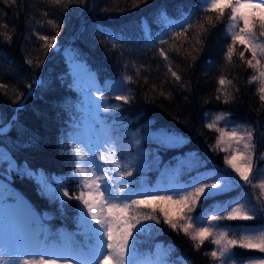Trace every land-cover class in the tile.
I'll use <instances>...</instances> for the list:
<instances>
[{
    "label": "snow or ice",
    "instance_id": "6c2138e0",
    "mask_svg": "<svg viewBox=\"0 0 264 264\" xmlns=\"http://www.w3.org/2000/svg\"><path fill=\"white\" fill-rule=\"evenodd\" d=\"M0 2L8 7L16 5L18 0ZM44 2L53 7L63 6L66 11L75 0ZM145 2L133 0L131 7L138 8ZM211 14H215L217 23L227 15L225 36L231 42L226 46L225 60L232 63L237 44L243 46L239 57L253 69L254 75L249 83L259 82L257 92L264 104V0H194V3L187 5V11L184 7L178 9L176 19H170L165 11H160L156 22L163 25L165 30L153 38L147 21H144L145 43L154 45L158 40L159 45L163 46L183 37L184 40L174 50L179 55L184 42L191 41V52L187 49L184 51L188 58L194 59L192 53L199 54L209 29L215 27ZM44 15L47 16V12ZM47 23L56 30L55 34L39 35L38 38L44 41V47L48 49L58 47L60 25L52 19H48ZM6 27V24H0V28ZM95 27L101 36L113 38V34L100 25ZM189 33L192 35L189 36ZM0 35H4L7 41L12 39L5 33ZM112 47L115 49V43ZM155 51L165 62L171 79L184 88L182 75L174 70V62L168 51L164 47H157ZM245 52L250 53V58H246ZM25 63L32 66L30 59H26ZM73 67V82L69 87L75 88L79 98L74 103L66 104L71 119L66 135L60 140L74 162L71 171L63 176H55L46 174L42 169L33 171L27 165L20 168L3 149H0V164L6 162L9 173L15 171L21 177L34 179L38 195L46 198L50 204H58L62 218L73 210L76 231L71 232L64 227L53 230L49 226V221L53 219L51 213L37 211L21 194L0 182V264H190V261L183 259L178 262L170 260L172 249H164L162 245H156L155 251L151 247L145 250L144 246L150 238L161 232L158 226L162 223L172 231L182 232L189 237L196 250L210 239L215 248L205 255L210 256L216 264H264V255L244 257L233 251L239 248L264 254V223H222L254 221L264 216V201L259 196L253 203L247 193H243L238 199L221 201L204 208L205 201L244 186L253 190L258 188L261 196H264V167L259 166L264 161V152L257 156V128L232 120L231 113L216 114L205 127L218 133L212 147L214 151L227 153L224 156L226 167L199 171L206 162L196 152H189L184 157L174 158L178 161L177 166H166L160 180L151 185L144 175L150 170L149 153L141 147V140L166 148H179L188 140L171 129L152 132L149 122L144 126V135L134 136L129 146L136 148L135 154L130 150L123 152L122 137L127 134V129L122 126L123 117L106 114L119 112L123 105L133 102L130 90L124 87L134 83L133 78L125 74L122 80L108 82L101 88L91 73L83 72L82 65L74 64ZM142 67H136L137 75ZM217 84L219 95L216 99L223 97V103H230L232 94L229 89L233 80L220 75ZM28 87L29 94H32V85ZM0 89L6 90L7 85L0 82ZM160 94L164 95V92ZM109 99L121 103L109 104ZM221 122L223 127L220 126ZM12 126V123L0 126V136ZM260 137L264 139V133H260ZM225 144L227 147L223 146ZM158 161L159 157L153 154V162ZM227 169H231V172ZM192 170H196L197 174L181 182V175ZM70 184L75 187H69ZM72 201L76 203H70ZM162 204L178 206L177 214L172 216L160 208L158 215L157 209ZM197 208L203 211L192 215Z\"/></svg>",
    "mask_w": 264,
    "mask_h": 264
},
{
    "label": "trees",
    "instance_id": "16d2710c",
    "mask_svg": "<svg viewBox=\"0 0 264 264\" xmlns=\"http://www.w3.org/2000/svg\"><path fill=\"white\" fill-rule=\"evenodd\" d=\"M132 2L75 0L66 11L63 6L53 7L44 0H18L16 5L8 7L0 2V24L7 25L6 28H0V33L12 37L11 41H7L4 35H0V82L7 85L6 90L0 89V126H7L8 123L13 125L6 134L0 136V148L12 157L17 167L27 165L33 171L42 169L46 174L63 176L74 166L70 153L60 143L71 119L66 104L74 103L79 98L75 88L69 87L73 75L63 54L65 49L71 52L73 60L87 66L100 86L125 74L133 78L134 83L127 84V89L134 97L133 102L123 105L122 110L115 113L123 117V121H130V128L143 127L151 122L152 130L171 129L188 140L187 144L179 148L149 153L147 159L150 170L146 175L151 185L157 179L159 169L172 166L176 161L174 158L186 156L189 152H196L206 162L199 171L226 167L222 151H214L212 147L218 133L205 127L214 113H231L232 120L254 125L257 128V156L264 152V139L260 137V133H264V104L257 92L258 81L249 83L250 77L254 75L253 69L239 57L243 46L237 44L232 63L225 60L226 46L231 42L225 36L227 15L217 23L215 14H211L215 27L209 29L199 54L192 53L195 58L190 59L184 49L191 52V41L184 42L179 55L174 49L184 40L183 37H178L175 42L169 41L168 45L161 46L158 40L154 45H146L142 24L147 21L151 35L155 38L165 30L163 25L156 22L160 11H165L170 19H176L178 9L184 7L187 11V5L194 3V0H146L138 8L131 7ZM48 19L60 25L58 47L51 49L44 47V41L38 38L39 35L55 34L56 30L47 23ZM96 25L111 32L113 38L101 36ZM157 47H164L168 51L174 62V70L182 75L184 88L177 85L167 73L165 62L155 51ZM245 56L250 58V53L245 52ZM26 59L32 60V66L25 63ZM140 66L143 67L137 75L136 67ZM220 75L233 80L229 89L232 100L228 104L223 103V97L216 99ZM33 81L42 83L33 84ZM30 84L32 94H29ZM161 91L164 95L160 94ZM153 154L159 157L158 163L153 162ZM259 166L264 167V161ZM6 170L7 163L0 164V177L7 175V182L13 190L34 205L37 211H47L53 215L49 221L53 230L64 227L68 231H76L74 221L61 217L58 204L50 209L49 201L38 195L34 179ZM227 170L231 172V169ZM195 171L188 172L183 180L191 178ZM232 175L235 176L234 173ZM69 187L75 185L70 184ZM247 187L232 189L213 200L205 201L204 208L227 197L240 195L243 188ZM253 195L256 202L254 191ZM201 211L203 209L197 208L194 213L199 214ZM160 218L163 220L162 216ZM222 223L258 225L264 223V216L254 221ZM158 227L161 232L150 238L144 246L146 251L149 247L153 250L152 246L159 243L164 249H172L169 253L172 261L183 259L190 261V264H216L210 256L205 255L214 249L210 239L196 250L194 242L182 232H174L163 223ZM233 251L244 257L264 255L239 248Z\"/></svg>",
    "mask_w": 264,
    "mask_h": 264
},
{
    "label": "rangeland",
    "instance_id": "374dc122",
    "mask_svg": "<svg viewBox=\"0 0 264 264\" xmlns=\"http://www.w3.org/2000/svg\"><path fill=\"white\" fill-rule=\"evenodd\" d=\"M227 24H228V22H227ZM226 24V25H227ZM226 27V26H225ZM63 54H64V57H65V60H66V63H67V66H68V69H69V71H70V73L73 75V71H74V64H80V65H82L83 66V72L85 73V74H87V73H91V75L92 76H94V74L91 72V71H89V69L87 68V66H85L84 64H81V63H79V62H77V61H75V60H73L72 59V55H71V52L70 51H68L67 49L66 50H64L63 51ZM123 79V76H118V77H116L114 80H109V81H106L103 85H99L98 84V82L96 81V83L101 87V88H103L104 87V85L106 84V83H108V82H115V81H117V80H122ZM96 80V79H95ZM259 83V82H258ZM124 87L127 89V84L126 85H124ZM126 94V93H125ZM107 103H109V104H116V102H115V100L114 99H109L108 101H107ZM116 112H114V113H111V114H106V115H109V116H118V115H116L115 114ZM216 114H218V113H214V114H212L211 116H210V118H209V122L211 121V119L216 115ZM112 121H111V119H109V123H111ZM130 123V121H123V128H126L127 129V134L125 135V136H123L122 137V145H123V147H122V151L123 152H128L129 150L130 151H132V153L133 154H135V152H136V148L133 146V147H131V148H129V146L130 145H132V142H133V137L135 136V137H142L143 135H144V132H145V127L143 126V127H133V128H130L128 125H131V124H129ZM220 126L221 127H223V122H221V124H220ZM152 132H158L159 130H152V129H150ZM224 147H227V144H225V145H223ZM141 147H143L148 153H150V152H157L159 149H167L166 147H163V146H160V145H158V144H156L155 142H150V141H144L143 139L141 140ZM1 149V148H0ZM223 154H224V156L227 154V153H225V152H222ZM182 157H184V156H182ZM177 163H178V161L176 160L175 161V163L172 165V166H167V167H172V168H175L176 166H177ZM150 164V163H149ZM166 166H164V167H162L161 169H159L158 170V177H157V179L155 180V182L152 184V185H155L156 183H157V181H159L160 180V178H161V173L164 171V168H165ZM193 171V170H192ZM200 171H205V170H200ZM146 173H147V171L144 173V175L146 176V178H147V175H146ZM197 174V172L195 171L192 175H191V177L192 176H194V175H196ZM186 175H188V171H185L184 172V174H182L181 175V177H180V180H181V182H184V181H186V180H183V177H185ZM234 175H235V173H234ZM3 176H4V178H2V177H0V182H3V183H5V184H7L8 186H9V184H8V182H7V179H8V176L7 175H4L3 174ZM188 180L190 179V177L189 178H187ZM10 187V186H9ZM11 188V187H10ZM253 191L255 192V194L257 195V197L259 196L260 198H261V200L262 201H264V196H261V194H260V190L257 188V189H255V190H253L251 187L249 188V187H247V188H243V193H247V195H248V197L249 198H251L252 199V202L253 203H255L254 202V195L252 196V194H253ZM230 192V191H229ZM242 193V194H243ZM224 194V193H223ZM241 196V194L240 195H234L232 198H230V197H227V198H225V200L224 201H229V200H233V199H238L239 197ZM70 203H72V204H75L76 202L75 201H72V202H70ZM51 205V206H50ZM55 204H49V207H50V209H52V207H55L54 206ZM160 208H163L165 211H167V212H169V214L170 215H172V216H175L176 214H177V212H178V206H176V205H172V204H162V205H160L159 207H158V209H157V213L158 214H160ZM74 215H75V213H74V211L73 210H69L68 212H67V215H66V217L65 218H67V219H70L72 222L74 221ZM192 215H197L196 213H192ZM162 216V215H161ZM163 217V216H162ZM205 223H207V221H205ZM74 224H75V221H74ZM167 226V225H166ZM75 228H76V224H75ZM156 245H160L159 243H155V245L154 246H152V248H153V251H155V246ZM214 248H215V245H214ZM106 264H107V262H106Z\"/></svg>",
    "mask_w": 264,
    "mask_h": 264
}]
</instances>
